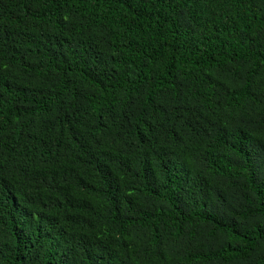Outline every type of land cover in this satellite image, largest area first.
Listing matches in <instances>:
<instances>
[{
    "label": "trees",
    "instance_id": "obj_1",
    "mask_svg": "<svg viewBox=\"0 0 264 264\" xmlns=\"http://www.w3.org/2000/svg\"><path fill=\"white\" fill-rule=\"evenodd\" d=\"M0 264H264V0H0Z\"/></svg>",
    "mask_w": 264,
    "mask_h": 264
}]
</instances>
